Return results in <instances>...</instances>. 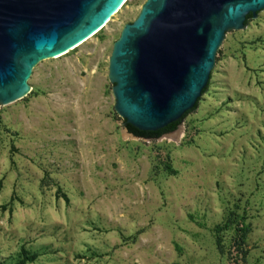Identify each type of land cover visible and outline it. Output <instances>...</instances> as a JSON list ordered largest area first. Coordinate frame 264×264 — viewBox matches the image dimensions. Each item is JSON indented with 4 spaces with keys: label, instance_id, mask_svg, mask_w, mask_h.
I'll list each match as a JSON object with an SVG mask.
<instances>
[{
    "label": "rangeland",
    "instance_id": "1",
    "mask_svg": "<svg viewBox=\"0 0 264 264\" xmlns=\"http://www.w3.org/2000/svg\"><path fill=\"white\" fill-rule=\"evenodd\" d=\"M145 2L0 107V264H264V10L226 34L178 138L151 140L122 134L108 78Z\"/></svg>",
    "mask_w": 264,
    "mask_h": 264
},
{
    "label": "water",
    "instance_id": "2",
    "mask_svg": "<svg viewBox=\"0 0 264 264\" xmlns=\"http://www.w3.org/2000/svg\"><path fill=\"white\" fill-rule=\"evenodd\" d=\"M127 1L0 0V107L26 98L41 62L94 37ZM263 10L264 0H146L109 59L122 134L135 137L125 122L157 132L191 111L226 34L243 30L247 16ZM179 132L163 136L177 139Z\"/></svg>",
    "mask_w": 264,
    "mask_h": 264
},
{
    "label": "trees",
    "instance_id": "3",
    "mask_svg": "<svg viewBox=\"0 0 264 264\" xmlns=\"http://www.w3.org/2000/svg\"><path fill=\"white\" fill-rule=\"evenodd\" d=\"M253 19V16L250 14L249 16H247V19H246V22H245V25H247L249 23V21ZM209 85L203 90V93H205L208 89ZM198 104H199V100L198 102L196 103L195 107L187 112L180 120H178L177 122L167 126L166 128L164 129H161L157 132H143V131H140L134 127H132L131 125L129 124H126L125 122V126L128 130V132L132 135H134L135 137H138V138H143V139H151V140H155V139H158L160 137H162L163 135L165 134H168V133H172L174 131H176L179 127V125L182 123V121L184 120V118L189 114L191 113L192 111H194L195 109H197L198 107ZM167 170L170 171L171 173H173V170L171 168V166H167ZM58 194H61V189L58 188L57 190ZM66 201H68V198L63 195L62 196ZM247 234V231H244L243 235L241 236V243H244V239H245V235ZM242 252V251H241ZM242 257L244 258L245 255H246V252H242ZM37 259V256L36 255H33L31 257L28 258V260H30L31 262L32 261H35Z\"/></svg>",
    "mask_w": 264,
    "mask_h": 264
},
{
    "label": "bare ground",
    "instance_id": "4",
    "mask_svg": "<svg viewBox=\"0 0 264 264\" xmlns=\"http://www.w3.org/2000/svg\"><path fill=\"white\" fill-rule=\"evenodd\" d=\"M87 41H88V40H87ZM87 41H86V42H87ZM81 44H82V43H81ZM66 53H67V52H65V53L61 54V55H60V56H58V57H61L62 55L66 54Z\"/></svg>",
    "mask_w": 264,
    "mask_h": 264
}]
</instances>
